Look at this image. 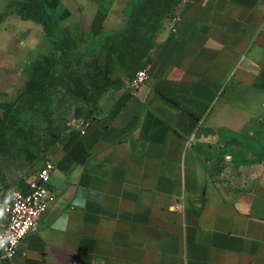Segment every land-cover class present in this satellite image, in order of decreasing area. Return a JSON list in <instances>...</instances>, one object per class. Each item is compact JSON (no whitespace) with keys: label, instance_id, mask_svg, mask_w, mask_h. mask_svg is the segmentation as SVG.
Wrapping results in <instances>:
<instances>
[{"label":"crops","instance_id":"0c3cea01","mask_svg":"<svg viewBox=\"0 0 264 264\" xmlns=\"http://www.w3.org/2000/svg\"><path fill=\"white\" fill-rule=\"evenodd\" d=\"M130 1L50 4L79 50ZM148 70L53 161L56 198L8 264H264V162L219 181L209 157L262 120L264 0L181 1Z\"/></svg>","mask_w":264,"mask_h":264},{"label":"rangeland","instance_id":"374dc122","mask_svg":"<svg viewBox=\"0 0 264 264\" xmlns=\"http://www.w3.org/2000/svg\"><path fill=\"white\" fill-rule=\"evenodd\" d=\"M44 1L51 6L50 0ZM148 1L131 0L125 7L132 24L124 35L111 44H103L101 37L74 54L56 18V24L48 21L49 35L33 18L39 16L30 0H0V215L45 160L61 158L95 119L113 112L117 92L130 88L132 78L148 68L160 32L170 27L183 0H175L173 7L168 0ZM55 13L61 18L62 4ZM112 30L106 27L105 36ZM39 61L53 69V95L47 103L36 100L17 108ZM89 76H96L104 90L96 91ZM255 104L260 123H251L241 135L223 133L220 150L209 156L215 180L242 175V166L263 164L264 92Z\"/></svg>","mask_w":264,"mask_h":264},{"label":"built area","instance_id":"2783aa9c","mask_svg":"<svg viewBox=\"0 0 264 264\" xmlns=\"http://www.w3.org/2000/svg\"><path fill=\"white\" fill-rule=\"evenodd\" d=\"M149 76L148 68L139 71L130 82V88L137 90L149 79ZM55 170L56 164L45 160L26 188L14 192L4 206L2 213L4 218L0 221V239L6 237L11 239L5 246L0 247V264L13 261L24 239L38 228L41 216L56 198L51 183ZM179 208L184 210L182 204Z\"/></svg>","mask_w":264,"mask_h":264},{"label":"trees","instance_id":"16d2710c","mask_svg":"<svg viewBox=\"0 0 264 264\" xmlns=\"http://www.w3.org/2000/svg\"><path fill=\"white\" fill-rule=\"evenodd\" d=\"M32 2V9L34 12H36V14L39 17H33L35 20L41 22L43 24V26L45 27L47 33L50 35L51 34V26L49 25L48 21L51 19L53 20V23L56 24V22L58 24H61L63 27V36L64 39L66 40V42L68 43L70 49L74 52V54H76L77 49L73 46V43L71 41V39L68 37V35L65 32L64 29V24L62 18H59L56 13H55V9L53 7H49L46 2L44 0H30ZM154 0H149L148 2L151 3ZM30 2V3H31ZM175 3V0H168V4L169 6H174L173 4ZM125 15V10L123 12V22L124 25L121 29L119 30H115L113 29L112 32L113 34H111L110 36H105V28L103 27L101 30V37L103 38L102 43H107V44H111L112 42H114L115 39H118L119 36L124 35L126 32H128L130 30L131 27V21L130 18H127ZM40 16L42 18H40ZM44 18L47 19L44 20ZM54 18L57 19V21H54ZM61 52V51H59ZM47 60H45L46 62ZM42 61L38 62V64L35 66L34 70H35V75L37 73V75L29 81L26 90L23 92V94L21 95L19 101L17 102V104H15V107L19 108L20 106H24L27 104H32L33 101L36 100H43V101H47L48 100V96L53 95L49 90H51V88L54 86V84L50 81V79H53V74H52V67L51 66H43L42 65ZM42 65V67L39 69V66ZM90 77V83L93 84V87L96 89V91H101L104 90V85L102 84V82H98L95 80L96 76H89ZM135 77V76H134ZM133 77V78H134ZM132 78V79H133ZM132 81V80H131ZM89 99L92 100V97L89 96L87 97ZM47 103V102H46ZM22 113V112H21Z\"/></svg>","mask_w":264,"mask_h":264},{"label":"clouds","instance_id":"9594fccd","mask_svg":"<svg viewBox=\"0 0 264 264\" xmlns=\"http://www.w3.org/2000/svg\"><path fill=\"white\" fill-rule=\"evenodd\" d=\"M10 239H11L10 237L0 239V247L5 246L10 241ZM12 242H14V241H12Z\"/></svg>","mask_w":264,"mask_h":264}]
</instances>
